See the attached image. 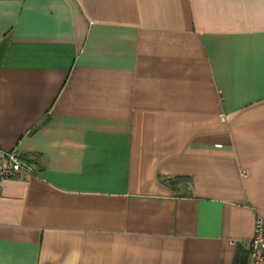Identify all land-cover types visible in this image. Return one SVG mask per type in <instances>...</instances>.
<instances>
[{
	"label": "crops",
	"instance_id": "1",
	"mask_svg": "<svg viewBox=\"0 0 264 264\" xmlns=\"http://www.w3.org/2000/svg\"><path fill=\"white\" fill-rule=\"evenodd\" d=\"M14 147L0 264H250L264 0H0Z\"/></svg>",
	"mask_w": 264,
	"mask_h": 264
},
{
	"label": "built area",
	"instance_id": "2",
	"mask_svg": "<svg viewBox=\"0 0 264 264\" xmlns=\"http://www.w3.org/2000/svg\"><path fill=\"white\" fill-rule=\"evenodd\" d=\"M217 146L220 147V144ZM37 169V164L26 159L18 147L0 149V192L3 180L32 174ZM247 248L250 264H264V218H256L253 236Z\"/></svg>",
	"mask_w": 264,
	"mask_h": 264
}]
</instances>
